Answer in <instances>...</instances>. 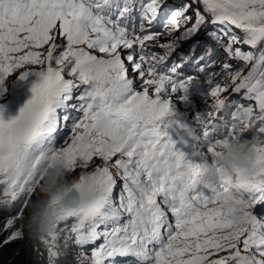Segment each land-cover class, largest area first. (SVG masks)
Returning a JSON list of instances; mask_svg holds the SVG:
<instances>
[{
    "label": "snow or ice",
    "instance_id": "snow-or-ice-1",
    "mask_svg": "<svg viewBox=\"0 0 264 264\" xmlns=\"http://www.w3.org/2000/svg\"><path fill=\"white\" fill-rule=\"evenodd\" d=\"M135 5L137 0H0V84L17 70L20 80L34 81L19 115L0 118V205H21L4 219L0 235H9L3 243L23 239L24 226L16 223L42 171L62 158L69 172L80 170V179L87 172L89 181L106 185L108 197L91 223L58 218L56 230L38 240L46 247V264L62 255L64 233L79 249L77 264H115L117 257H133L136 264H264V217L254 214L264 205V146L255 149L249 174L236 173L238 192L216 177L219 150L235 138L239 113L255 116L241 138H264V48H234L264 44V0H185L169 12L161 11L162 0H139L147 27L130 22ZM190 8L195 23L159 42L191 20ZM209 16L221 26L211 37L218 44L227 37L220 74L211 71L217 66L212 48L196 56L199 45L193 44L189 54L171 60ZM158 19L161 30L154 32ZM233 59L251 65L246 74L233 68ZM189 63L198 74L181 73ZM229 89L248 103L222 98ZM190 91L210 97L211 105L189 122L173 97L187 102ZM70 109L80 115L71 117V135L57 145ZM226 196L242 206L243 226L219 206ZM69 220L74 222L67 225Z\"/></svg>",
    "mask_w": 264,
    "mask_h": 264
},
{
    "label": "clouds",
    "instance_id": "clouds-1",
    "mask_svg": "<svg viewBox=\"0 0 264 264\" xmlns=\"http://www.w3.org/2000/svg\"><path fill=\"white\" fill-rule=\"evenodd\" d=\"M254 123L255 116L239 113L234 125L235 138L229 139L227 146L219 150L221 155L216 159L219 168L217 181L230 192L239 191L236 173L249 174L256 157L255 149L264 146V138H241L243 131L250 130ZM80 175L84 178L80 179L69 172L62 158L51 160L46 170L42 171L36 199L30 202L26 217V227L33 239L47 238L56 230L58 218L62 216H71L81 223H91L103 213L108 197L107 186L89 181L87 172ZM219 206L227 213L229 220L237 226H243L240 219L241 205L226 196Z\"/></svg>",
    "mask_w": 264,
    "mask_h": 264
},
{
    "label": "rangeland",
    "instance_id": "rangeland-1",
    "mask_svg": "<svg viewBox=\"0 0 264 264\" xmlns=\"http://www.w3.org/2000/svg\"><path fill=\"white\" fill-rule=\"evenodd\" d=\"M175 2L177 4L175 6V9H179V8H181L180 5L183 4V3H185V0H181V1L180 0H175ZM179 2H181V3H179ZM193 7H197V6L194 5ZM187 14L189 16H191V20H189L184 25V27H182L180 29V31L175 32L172 37H169V36H161L159 38V42H165V41L171 40V39H173L175 37H178L184 31L185 27H191L192 24L195 23V16L193 15V9L190 8L188 10V13ZM210 19H211L210 16L207 17V21H209ZM233 31L235 32V34L237 36H241L242 37L243 34L239 30L233 29ZM155 43H157V41H149L148 42V44H155ZM226 44H227V37H224L222 43L219 45V50L220 51H219L218 55L216 56V58L214 59L216 61L217 66L215 68L211 69V71H213L215 73H218V74L221 73V71H220L221 68L219 67L220 63L222 61H225V60L228 59V57L225 55V53L223 51V47ZM235 47H240L243 51L258 52L259 48H264V44L259 45L257 49H251L250 47L245 46V45H242V44L235 45L234 48ZM206 48L207 47L202 48L200 50V52H199V55L202 52H204ZM229 62L232 64L233 68L243 67L244 74L247 73V71L249 70V68L251 66L250 64L247 65V66H245V65H243V62L237 61V60H234V59L231 60V61H229ZM32 67L33 68H38L39 66H32ZM20 71L21 70H17V72H15V73L9 75L8 77H6V79H8V83L12 85V89L10 90V93H9V102L6 101V103H8V106H7V109L8 110L6 111V113L4 115V118H3L5 121H8L9 119H12V118H15L16 116H18L19 115V110L31 98V95H32V93H31V85L34 82L33 81V78L29 77V78H26L25 80H20L18 78V75H19V72ZM129 75H131V72H129ZM217 79H219L221 83L226 82V80L225 79H222L221 76H218ZM230 90L231 89H229V91ZM229 91L223 93L222 94V97H224ZM189 96L190 97L188 98V101L187 102L190 105V107L195 108V111L194 112L202 111L203 108H205L204 111H207V108H209L210 105H211V98L210 97H204V95L201 92H199V91H190ZM173 100H174L175 103L178 102V100H176L175 97H173ZM75 103H76L75 101L72 102V104H75ZM243 103L247 104L248 102L247 101H243ZM68 115H69L70 119H69L67 125L66 126H63L61 128V130L56 134L57 135V145H59L64 140V138H66V137H68V136L71 135V131H70V127H71V123H72L71 117H76V116L80 115V113H79L78 110H72V109H70L68 111ZM192 115H193V113L190 110L188 112V114H187V119H188L189 122L192 120V118H191ZM244 135L250 138L253 135V133L248 132V133H245ZM99 163H100V161L99 160H96L94 162V165L95 164H99ZM91 170H92V168H89L87 171H91ZM79 171L80 170L78 169L77 172H74L73 173V175H77V173ZM119 193H120V182L117 181V185H116V188H115V191H114V198ZM254 214H256L258 217H264L263 213L260 211V208H258V206L254 209ZM100 242H102V241H97V245ZM90 247H91V245L89 246V248ZM78 251H79V249L74 244V252H75V254ZM115 264H124V263H123V261L119 260V257H117L116 258V261H115Z\"/></svg>",
    "mask_w": 264,
    "mask_h": 264
},
{
    "label": "trees",
    "instance_id": "trees-1",
    "mask_svg": "<svg viewBox=\"0 0 264 264\" xmlns=\"http://www.w3.org/2000/svg\"><path fill=\"white\" fill-rule=\"evenodd\" d=\"M12 89V85L8 83V79L5 78L2 84H0V118H4L7 106L9 102V93ZM2 191V189H0ZM36 199V193L31 196L27 206L24 208L23 220L17 221L16 227L24 226L23 239L13 241L8 244H4L3 241L8 237L9 232H4L0 235V264H46L47 251L45 245L38 240L33 239L29 235V231L26 227V217L29 214V204ZM21 205L19 203L11 205V207L0 205V230L3 229L4 219L11 213L15 212ZM74 220H69L67 225H71ZM65 225L62 224L61 227ZM68 233L62 234L59 240V246L62 255L56 261V264H77V259L74 252V242L72 238L67 240L64 236Z\"/></svg>",
    "mask_w": 264,
    "mask_h": 264
},
{
    "label": "bare ground",
    "instance_id": "bare-ground-1",
    "mask_svg": "<svg viewBox=\"0 0 264 264\" xmlns=\"http://www.w3.org/2000/svg\"><path fill=\"white\" fill-rule=\"evenodd\" d=\"M184 4V3H183ZM183 4H181L180 6H182ZM221 71V70H220ZM194 94V93H193ZM192 94V95H193ZM195 96V95H194ZM190 97V96H189ZM176 107H177V111H178V113L181 115V116H184V117H187V114H188V112L191 110L192 111V113H193V115H194V111H195V108H192V107H190V105L188 104V102H177V105H176ZM205 110V108H203L202 109V111H204ZM207 110H210V107L209 108H207ZM199 112V111H198ZM192 115V116H193ZM192 118V117H191Z\"/></svg>",
    "mask_w": 264,
    "mask_h": 264
}]
</instances>
